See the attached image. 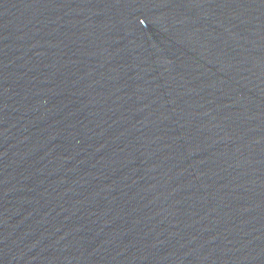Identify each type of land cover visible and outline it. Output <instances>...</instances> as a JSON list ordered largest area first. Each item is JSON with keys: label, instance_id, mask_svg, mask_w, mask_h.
Wrapping results in <instances>:
<instances>
[{"label": "water", "instance_id": "95a60500", "mask_svg": "<svg viewBox=\"0 0 264 264\" xmlns=\"http://www.w3.org/2000/svg\"><path fill=\"white\" fill-rule=\"evenodd\" d=\"M0 264H264V0H0Z\"/></svg>", "mask_w": 264, "mask_h": 264}]
</instances>
